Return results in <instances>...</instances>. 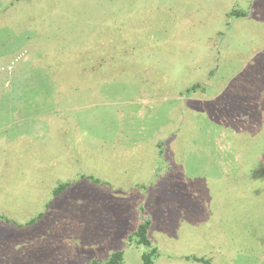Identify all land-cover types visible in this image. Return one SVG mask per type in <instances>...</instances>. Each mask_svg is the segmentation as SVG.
<instances>
[{
    "label": "rangeland",
    "instance_id": "obj_1",
    "mask_svg": "<svg viewBox=\"0 0 264 264\" xmlns=\"http://www.w3.org/2000/svg\"><path fill=\"white\" fill-rule=\"evenodd\" d=\"M145 220L264 264V0H0V264H141Z\"/></svg>",
    "mask_w": 264,
    "mask_h": 264
},
{
    "label": "trees",
    "instance_id": "obj_2",
    "mask_svg": "<svg viewBox=\"0 0 264 264\" xmlns=\"http://www.w3.org/2000/svg\"><path fill=\"white\" fill-rule=\"evenodd\" d=\"M64 186L65 185H60L55 190V194H57L58 190L63 189ZM149 225H150V220H145L138 225L137 229L133 233L136 242L138 244H142L145 247H147V250L143 251L141 254V264H154L153 257L157 253V249L151 246V241L147 236ZM131 238L132 237L130 235V239ZM195 260L202 261L201 258H195ZM90 264H124L123 253L122 251H115L109 256V258L105 262H98L96 260H93Z\"/></svg>",
    "mask_w": 264,
    "mask_h": 264
}]
</instances>
